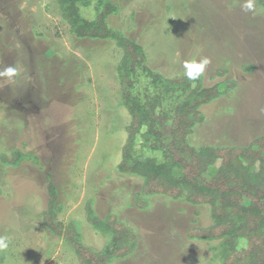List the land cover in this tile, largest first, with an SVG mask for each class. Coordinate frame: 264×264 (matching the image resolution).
Returning a JSON list of instances; mask_svg holds the SVG:
<instances>
[{
  "label": "rangeland",
  "instance_id": "1",
  "mask_svg": "<svg viewBox=\"0 0 264 264\" xmlns=\"http://www.w3.org/2000/svg\"><path fill=\"white\" fill-rule=\"evenodd\" d=\"M110 1L119 11L109 27L142 45L152 70L170 78L184 73L185 60L206 56L203 87L233 82L200 107L192 144L246 147L264 136V12L255 1L254 13L241 11L242 0ZM80 9L94 17L93 7ZM120 57L111 40L76 39L56 0H0V70H19L12 81L0 78V156L25 155L13 167L0 161V235L10 242L2 264H79L41 223L50 182L61 206L54 219L74 221L82 245L98 251L105 242L86 221L87 202L101 219L115 214L135 232L134 252L111 264H219L217 242L187 236L211 224L207 205L143 196L144 181L117 169L130 122L119 102Z\"/></svg>",
  "mask_w": 264,
  "mask_h": 264
},
{
  "label": "trees",
  "instance_id": "2",
  "mask_svg": "<svg viewBox=\"0 0 264 264\" xmlns=\"http://www.w3.org/2000/svg\"><path fill=\"white\" fill-rule=\"evenodd\" d=\"M254 1L264 12V0ZM56 4L76 39L111 40L121 50L116 66L119 102L130 122L116 164L119 173L144 181L143 196L159 194L192 206L207 205L211 224L192 227L187 236L191 241L217 242L212 247L213 261L264 264V136L246 147H197L189 141L204 119L200 107L226 95L234 88L233 82L203 87L202 76L191 81L184 73L169 78L152 70L142 45L109 27L107 19L119 11L110 0H56ZM82 6L93 7L94 17L84 18ZM226 73V69L219 71ZM24 157L21 149H14L9 155L2 154L0 161L13 167ZM47 188L41 223L73 248L79 264H111L134 252L135 232L115 214H109V220L108 215L101 219L89 202L85 204L86 221L105 242L98 251L82 245L74 221L64 224L54 219L53 214L61 211L57 188L52 182ZM139 204L144 209L145 202Z\"/></svg>",
  "mask_w": 264,
  "mask_h": 264
},
{
  "label": "clouds",
  "instance_id": "3",
  "mask_svg": "<svg viewBox=\"0 0 264 264\" xmlns=\"http://www.w3.org/2000/svg\"><path fill=\"white\" fill-rule=\"evenodd\" d=\"M240 9L245 13H254V0H242ZM209 58L200 56L190 60H185L182 64L184 69V76L191 81H197L205 72L207 66L210 64ZM19 74V70L14 65H7L0 70V78L6 81L14 80ZM9 239L7 236L0 235V252L9 248Z\"/></svg>",
  "mask_w": 264,
  "mask_h": 264
},
{
  "label": "crops",
  "instance_id": "4",
  "mask_svg": "<svg viewBox=\"0 0 264 264\" xmlns=\"http://www.w3.org/2000/svg\"><path fill=\"white\" fill-rule=\"evenodd\" d=\"M96 213V212H95Z\"/></svg>",
  "mask_w": 264,
  "mask_h": 264
}]
</instances>
